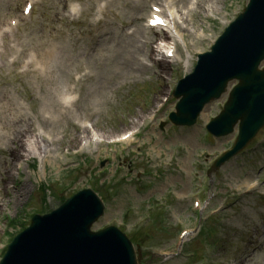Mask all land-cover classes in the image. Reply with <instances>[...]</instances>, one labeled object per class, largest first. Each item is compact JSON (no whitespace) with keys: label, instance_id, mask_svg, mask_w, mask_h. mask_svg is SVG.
Masks as SVG:
<instances>
[{"label":"rangeland","instance_id":"374dc122","mask_svg":"<svg viewBox=\"0 0 264 264\" xmlns=\"http://www.w3.org/2000/svg\"><path fill=\"white\" fill-rule=\"evenodd\" d=\"M211 1L217 2L220 12L215 18L206 20L203 10H198L192 14L194 27L191 29L189 19L186 26L192 33L181 30L193 57L188 66L163 62L158 69L146 68L139 61L145 56L138 44L142 43L147 1L40 0L33 19L22 24L2 47L0 226L7 234L0 233L1 249L9 243L10 235L20 232L21 224H30L33 214L59 207L56 193L59 198H69L79 190L96 187L103 192L107 209L94 230L106 221L115 222L142 243L140 251L147 260L152 253L171 254L155 258L152 264H264V129L246 151L208 177L214 159L231 148L237 135L235 131L208 143L203 140L206 125L222 111L229 91L205 108L196 126L175 128L167 122L177 103L172 92L178 80L192 69L196 54L207 51V43L224 29L218 19H235L247 3ZM21 3L0 0V21L16 16ZM73 4L82 10L74 22L67 13ZM99 5L104 8L95 18L101 22L88 27ZM202 27L213 34L211 39L195 37V30L198 33ZM131 28H136L133 36L128 35ZM32 52H40L42 61L47 62L44 73L34 64L24 67ZM181 54L185 60L187 54ZM71 74L86 75L87 83L67 121L59 95L67 89ZM165 97L171 100L151 119ZM45 114L53 115L52 120H46ZM74 118L92 122L105 144L95 146L90 155H71L80 143ZM161 122H165L163 130ZM39 127L55 138L47 149L38 138ZM139 129L136 143L111 144L124 132ZM64 130L68 133H62ZM35 153L46 157V174L33 170ZM21 158H26L22 168ZM43 182L56 192L48 194L46 204L39 192ZM253 182L259 184L256 191L250 190ZM197 197L200 209L194 208ZM200 211L206 221L204 228L213 232L207 238L198 231L193 233L177 251V234L195 228ZM17 218L20 224L9 228L8 219ZM191 252L196 253L194 258ZM177 253L179 257L172 259Z\"/></svg>","mask_w":264,"mask_h":264},{"label":"water","instance_id":"95a60500","mask_svg":"<svg viewBox=\"0 0 264 264\" xmlns=\"http://www.w3.org/2000/svg\"><path fill=\"white\" fill-rule=\"evenodd\" d=\"M261 25L264 5L255 0L247 15L229 30L236 40L233 49L239 50V55L221 52L224 38L214 54L203 57L196 72L180 83L176 94L182 97L176 121L192 123L207 102L220 97L230 80H240L225 112L210 128L217 135H226L241 120V138L234 152L244 148L264 124V72L258 71L263 54L243 52L240 44L249 35L261 41L264 28L257 29ZM238 28L242 31L234 32ZM100 206L97 197L89 192L54 214L34 217L31 227L14 241L1 264H135L131 246L121 233L114 229L89 233L92 214Z\"/></svg>","mask_w":264,"mask_h":264},{"label":"bare ground","instance_id":"6f19581e","mask_svg":"<svg viewBox=\"0 0 264 264\" xmlns=\"http://www.w3.org/2000/svg\"><path fill=\"white\" fill-rule=\"evenodd\" d=\"M210 7H211V6H210ZM210 10H211V11L213 10V6L211 7ZM172 14H175V11H174V10H173ZM170 17L174 18V16H170ZM174 36L177 37L178 39L180 38L178 32H176V33L174 34Z\"/></svg>","mask_w":264,"mask_h":264}]
</instances>
